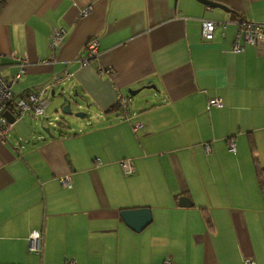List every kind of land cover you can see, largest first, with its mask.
<instances>
[{
    "label": "crops",
    "instance_id": "crops-1",
    "mask_svg": "<svg viewBox=\"0 0 264 264\" xmlns=\"http://www.w3.org/2000/svg\"><path fill=\"white\" fill-rule=\"evenodd\" d=\"M210 1L227 11L196 0H0L1 75L25 61L14 94L66 71L62 88L90 106L52 139L31 114L4 113L0 264H264V46L232 51L237 23L264 26V0ZM203 20L219 24L210 41ZM55 29L66 34L52 50ZM92 39L98 56L82 67ZM147 85L158 93L130 105L128 91ZM210 99L222 107L207 109ZM141 208L151 221L136 232L120 213ZM35 230L39 254L28 252Z\"/></svg>",
    "mask_w": 264,
    "mask_h": 264
},
{
    "label": "built area",
    "instance_id": "built-area-1",
    "mask_svg": "<svg viewBox=\"0 0 264 264\" xmlns=\"http://www.w3.org/2000/svg\"><path fill=\"white\" fill-rule=\"evenodd\" d=\"M89 8L82 11V16H86L89 12ZM219 26L218 23L203 20L201 22V37L204 40L210 41L213 39V33ZM237 34L232 51L234 53H240L244 51L246 47H253L256 45L264 46V26L239 22L236 24ZM65 31L62 29H55L51 33V49L55 50L60 41L65 36ZM98 56V41L92 39L88 41L82 51V55L79 58V63L82 67L88 66L89 62ZM19 63V72L11 78H5L0 73V141L6 140L13 129V124L8 122L4 113L6 111H12L16 120L18 121L20 116L29 113L35 118H44L46 110L50 105L52 94L57 85L63 83L68 79L69 73L63 72L55 76L49 83L43 86L29 90L19 96H16L13 92V85L16 81L25 73V61L23 59H15ZM100 71V70H98ZM119 108L122 116H127L128 101L126 98L119 97ZM211 107H222L220 100L210 99L207 103V109ZM141 127L136 125L135 129ZM229 151L236 152V144L234 139L228 141ZM204 149L209 152V145H205ZM120 166L126 175H131L134 172V168L129 159L120 162ZM63 187H70V180L68 177H64L60 180ZM42 246V235L39 231L35 230L29 234L28 237V252L39 254ZM65 264H74L73 261H67ZM164 264H171L169 260H166ZM244 264H253L250 261H245Z\"/></svg>",
    "mask_w": 264,
    "mask_h": 264
},
{
    "label": "water",
    "instance_id": "water-1",
    "mask_svg": "<svg viewBox=\"0 0 264 264\" xmlns=\"http://www.w3.org/2000/svg\"><path fill=\"white\" fill-rule=\"evenodd\" d=\"M200 4L211 8H218L224 11H227L225 7L222 5L212 2L210 0H196ZM63 84V83H61ZM61 84L57 85L60 86ZM56 87V88H57ZM144 90H153L155 93H158V89L154 85L143 86L137 90H129L128 96L133 98L137 96ZM57 91H53L52 97L58 96V105L55 109V116L53 122H47L48 118H41L40 129L44 132L48 138H56L54 133L56 132L58 136L65 134L66 131L70 130L73 125L76 124L72 119L83 120L87 117V114L84 111H89L90 106L86 103V100L78 96L76 93L72 96L65 88H61L58 93ZM84 110V111H83ZM89 113V112H88ZM47 122V124H45ZM51 127L55 129V131L51 130ZM186 198L179 199V206L185 207ZM123 220L126 224L132 228L136 232H140L146 226L149 225L151 221L150 211L148 208H141L135 210H124L120 213Z\"/></svg>",
    "mask_w": 264,
    "mask_h": 264
},
{
    "label": "rangeland",
    "instance_id": "rangeland-1",
    "mask_svg": "<svg viewBox=\"0 0 264 264\" xmlns=\"http://www.w3.org/2000/svg\"><path fill=\"white\" fill-rule=\"evenodd\" d=\"M62 88V86L60 85V86H58L57 88H56V90H57V92L56 93H58V91L60 90ZM143 92V91H142ZM75 93L73 92V93H71V95L73 96ZM138 98H136V96L135 97H133V98H130V100H131V104L130 105H132V102L134 101V100H137V99H140L141 98V93H139L138 95ZM58 96L56 95L55 97H52L51 98V100H50V106H49V108H48V110H47V115L50 113V111H52V113H51V116L49 115V118H48V120H47V122H53L54 121V116H55V109H56V107H57V103H58ZM86 114H87V117H89V113L87 112V111H84ZM53 114V115H52ZM37 120H41V118H38ZM74 122H86L88 119L87 118H85V119H83V120H78V119H72ZM41 122V121H40ZM47 122H45V124H47ZM38 128H40V126L38 127ZM51 130L52 131H55V129L54 128H52L51 127Z\"/></svg>",
    "mask_w": 264,
    "mask_h": 264
},
{
    "label": "trees",
    "instance_id": "trees-1",
    "mask_svg": "<svg viewBox=\"0 0 264 264\" xmlns=\"http://www.w3.org/2000/svg\"><path fill=\"white\" fill-rule=\"evenodd\" d=\"M116 108L118 111H120V108L118 106ZM256 175L264 197V167L256 165Z\"/></svg>",
    "mask_w": 264,
    "mask_h": 264
},
{
    "label": "bare ground",
    "instance_id": "bare-ground-1",
    "mask_svg": "<svg viewBox=\"0 0 264 264\" xmlns=\"http://www.w3.org/2000/svg\"><path fill=\"white\" fill-rule=\"evenodd\" d=\"M45 116H46V114H45Z\"/></svg>",
    "mask_w": 264,
    "mask_h": 264
}]
</instances>
